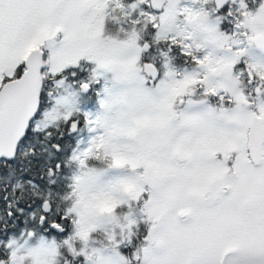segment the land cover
I'll return each instance as SVG.
<instances>
[{
    "label": "snow or ice",
    "instance_id": "1",
    "mask_svg": "<svg viewBox=\"0 0 264 264\" xmlns=\"http://www.w3.org/2000/svg\"><path fill=\"white\" fill-rule=\"evenodd\" d=\"M0 264H264V0H0Z\"/></svg>",
    "mask_w": 264,
    "mask_h": 264
}]
</instances>
